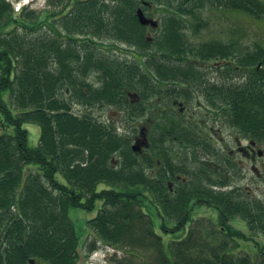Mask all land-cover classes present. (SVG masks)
<instances>
[{"label":"trees","instance_id":"obj_1","mask_svg":"<svg viewBox=\"0 0 264 264\" xmlns=\"http://www.w3.org/2000/svg\"><path fill=\"white\" fill-rule=\"evenodd\" d=\"M47 1L53 11L15 13L0 0V264H77L80 246L89 254L98 243L128 255L116 264H134V256L139 264L144 257L146 264H264V245L256 239L264 238V200L232 185L237 164L204 134L196 139L190 125L168 114L150 132L147 150L135 153L133 136L127 139L113 119L103 122L92 113L97 106L121 112L131 103L125 95L138 87L141 104L134 102L129 115L148 121L146 102L165 83L166 96L185 99L198 91L240 138L264 151V47L195 43L186 33L191 23L196 29L204 22L207 7L260 19L264 2ZM150 5L161 10L151 41L136 15ZM104 39L141 56L106 51L98 45ZM6 89L9 103L1 96ZM25 122L40 127L33 148ZM174 140L203 156L173 160L164 148ZM196 207L211 209L207 225L191 216ZM72 208L93 213L85 223L93 239L81 242ZM236 239L252 242L258 253L231 250Z\"/></svg>","mask_w":264,"mask_h":264},{"label":"rangeland","instance_id":"obj_2","mask_svg":"<svg viewBox=\"0 0 264 264\" xmlns=\"http://www.w3.org/2000/svg\"><path fill=\"white\" fill-rule=\"evenodd\" d=\"M261 1L264 2V0ZM43 9H48L50 11L54 10V8L48 7L47 5L44 7H40L33 4L31 7L28 6L26 12H29V10L39 12ZM160 12L161 10L157 7H154L145 12L146 18L148 20H152L155 23V25H151L149 23L145 24V26L147 27L146 37H148L150 41L151 38H154L156 32L160 28ZM201 15L204 19V22H202L201 25H198L196 29L194 23H191L190 30H186L187 36L190 37L193 42L200 43L207 42V40L230 42L235 40L242 46H248L249 48L253 49L259 45L261 47H264V17L255 19L239 12H228L222 9L211 7H207L203 11H201ZM31 18L32 17H29L27 19ZM45 30H48V27L43 26L41 28V31ZM194 30H196L197 32H195ZM101 45L107 49L106 51L111 50L112 52H114V54H119L121 56L124 54L126 56H134L135 53L138 58H140L141 56L137 50L129 48L124 44L113 42L107 39L101 40ZM212 74V72H208V79L210 81L213 80ZM150 77V79H154L153 75H150ZM90 79L92 81H97V77L95 75H92ZM157 85H159L158 89L163 90L161 92H151L154 95L149 97L148 101L146 102L148 108L144 113L148 116V118L154 121V124L152 128L149 129V131L152 132V129L157 123L158 119L168 120V118L165 117V115L168 114H172L170 116V119L180 117L181 120H187L193 130L200 132V135L204 134L206 140H211L212 143L214 142L215 147L221 150V152L229 154V152L232 151V153L230 154L231 158L238 166L237 175L233 176V183L237 186H240L242 189H245V191L247 188H250L249 191L251 195H253L254 193L259 198L264 200V151H261L260 155H255V159L253 160L249 157L244 156L237 149V142L235 141V137H238L237 132L230 128L224 122V120L219 116L218 111L210 109L203 97L199 95H193V97L188 100L183 99V97L181 96H177L176 98L169 95L166 96V94L168 93L167 85H165V83H159ZM136 89L137 91L140 90L138 87H136ZM137 91L132 89L128 92L137 94V97L134 96V98L138 100V104H141V99L140 96H138ZM1 96L5 102H10L9 90H3ZM126 96V100L132 102L130 104L124 105L121 112L117 111L115 108H113L115 109V111L112 112L113 109H102L100 107L94 109L93 112L95 115L99 114L100 118H102L106 122L108 120L112 121L113 119L115 121L113 124H115L118 128L117 131L121 132L122 134H127V136H134L136 135V132L134 133V130L136 129V131H139L140 125L142 124L143 120H141V118L135 119L134 117H131L129 115V107L133 105L134 98L129 97L128 95H125V97ZM136 102L137 101H135V103ZM73 109L77 113H80V111L82 110H80L77 105H75ZM176 112L180 116L177 115ZM23 127L28 131V146L31 148L35 147L38 144L39 125L35 122H25L23 124ZM210 134L211 139L209 138ZM240 144L246 145L247 141L240 140ZM167 145L170 147V150H173L174 154H176L177 151H186V149L183 147H181L180 149L177 144L168 143ZM256 149L259 150V148ZM189 151L191 150L189 149L188 152ZM201 154V151L194 150L191 151L190 157L203 156ZM101 185L102 184H100V186ZM99 205L100 202H97L96 206L98 207ZM210 210L206 208H201V210L194 209L193 216L195 217V219L201 218L202 225H205V223L207 225L208 217H211ZM69 215L74 222L76 229L81 232V242L83 243L84 241L87 242L88 239H93V230L90 227L85 226L86 219L92 217L93 213H86L84 211L72 208L69 211ZM203 216H205L206 219H203ZM231 223L233 226L240 228L242 231L246 233L248 232L246 231L245 223L237 221L236 219H232ZM155 227L156 230H158L156 224ZM167 239L168 237L164 238L165 244L167 243ZM256 239L260 242V244L264 245L263 237L257 236ZM231 243L232 244H230L229 246L231 250L242 249L250 255H252L254 251H256V247L252 242L236 239V242L233 241ZM113 248L115 249L116 247ZM110 251L114 250L111 248ZM79 254L80 258L77 264H116V260H123L128 258V255L124 253L122 254V252L118 250L117 253L113 254L112 257L109 258L108 256H106L104 260L99 261V259L97 258H92L91 252L88 254L86 248H83L82 245L80 246ZM96 256L101 258L102 251H97ZM144 258L142 264L147 263L146 257ZM139 259L140 257L138 256L130 258L131 262L133 261L134 264H139Z\"/></svg>","mask_w":264,"mask_h":264},{"label":"flooded vegetation","instance_id":"obj_3","mask_svg":"<svg viewBox=\"0 0 264 264\" xmlns=\"http://www.w3.org/2000/svg\"><path fill=\"white\" fill-rule=\"evenodd\" d=\"M193 135L196 134H200V133H192ZM211 139V137H209ZM196 139H199L196 137ZM211 144L215 145V143L211 142V140L209 141ZM237 149L241 152V154H243L246 157L251 158L252 160L255 158V155L257 154V152L253 149V145L248 143L245 146H239V141L237 140ZM218 149V148H217ZM218 152H221V150L218 149ZM232 151L229 152V154H231ZM179 177V176H178Z\"/></svg>","mask_w":264,"mask_h":264},{"label":"water","instance_id":"obj_4","mask_svg":"<svg viewBox=\"0 0 264 264\" xmlns=\"http://www.w3.org/2000/svg\"><path fill=\"white\" fill-rule=\"evenodd\" d=\"M138 14V18L140 23L142 24H147L150 23L151 25H155V23L152 20H148L142 13V11L140 9H138L137 11ZM139 144H146V139L144 138V142L139 143L138 141L136 142V144L133 146L134 150H137L139 148Z\"/></svg>","mask_w":264,"mask_h":264}]
</instances>
